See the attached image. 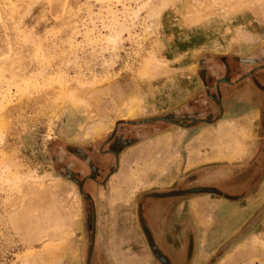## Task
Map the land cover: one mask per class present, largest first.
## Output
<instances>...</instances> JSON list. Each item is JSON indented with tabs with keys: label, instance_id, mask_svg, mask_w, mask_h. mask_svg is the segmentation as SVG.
<instances>
[{
	"label": "rangeland",
	"instance_id": "374dc122",
	"mask_svg": "<svg viewBox=\"0 0 264 264\" xmlns=\"http://www.w3.org/2000/svg\"><path fill=\"white\" fill-rule=\"evenodd\" d=\"M263 48L264 0H0V264H84V200L58 160L183 104L208 56ZM249 127L177 135L179 145L153 134L122 150L94 194L106 263L154 264L133 196L189 166L242 158ZM238 203L225 231L220 207L192 202L205 220L193 264H264V181Z\"/></svg>",
	"mask_w": 264,
	"mask_h": 264
},
{
	"label": "flooded vegetation",
	"instance_id": "af4514ba",
	"mask_svg": "<svg viewBox=\"0 0 264 264\" xmlns=\"http://www.w3.org/2000/svg\"><path fill=\"white\" fill-rule=\"evenodd\" d=\"M200 89L168 114L122 122L106 140L57 162V171L74 181L84 200L86 237L84 264H107L93 232L95 188L116 171L122 150L170 128L196 131L227 112L259 106L257 137L249 156L232 165L198 168L168 190L138 196V223L154 264H193L198 223L190 209L192 198L213 194L231 200L251 195L264 179V48L250 56H208L197 69Z\"/></svg>",
	"mask_w": 264,
	"mask_h": 264
},
{
	"label": "crops",
	"instance_id": "0c3cea01",
	"mask_svg": "<svg viewBox=\"0 0 264 264\" xmlns=\"http://www.w3.org/2000/svg\"><path fill=\"white\" fill-rule=\"evenodd\" d=\"M258 110H259V106L250 105L249 107H247V109H244L240 112H227L220 119H218L215 123L209 124V125H203L202 127H200L198 129L199 131L198 130L191 131V130H188L187 128H170L168 130H164L161 132H155V136L157 135V138H158V136L167 137V135H169V138H166V139H169V140L171 139V141H173L176 144L177 135L184 134L185 136H191L193 134H195V135H197V134H208V133H213L214 131H217V130H219V131H217V133H219V132L225 133V130H226L225 125L228 124L229 122H232V123L242 122L246 125H250V127H249L250 128V134L252 136H251V138H249L250 142H249L248 146H246V149L248 150V152H246V154H244V156L242 158H239L238 160H234L230 163L221 159V160H211L208 162H202V163H199V164H196L193 166H189L188 168H186L183 171V174H181L180 176H176L173 180H171V182H169L167 184H152V185L144 187V188L142 187L139 190V192L133 196L134 203L137 204L138 196L145 193V192H149V191H153V190H168V189L173 188L181 178H183L184 176H186L187 174H189L190 172H192L198 168L209 167V166H214V165H217V166L226 165V164L232 165L235 162H240V161L245 160L249 156L251 151L254 149V146L257 142V140H256L257 127L260 124L259 117H258ZM147 140H150L149 137L144 141H147ZM144 141H141V142H139L133 146H130V148L134 147V146H140V144H143ZM177 145H179L178 142H177ZM116 171H117V169H116ZM116 171L114 173H116ZM109 179L106 181V183H105L106 185L109 182ZM263 181H264V179H263ZM100 186L101 185L96 186L95 190H97L98 187H100ZM230 200L231 199H227L225 197H221V196H217V195H213V194H204V195L196 196V197L191 199L190 209H191V211L193 210V207H192L193 201L195 203L201 202V203L212 204V206L215 207L214 209L220 207L219 208V210L221 211L220 214L223 215V217H224L223 218V225H224L225 231H227L228 229L230 230L233 227V224L235 223V219L237 217H239L240 214L242 213V209H241L240 204L238 203L239 206H237L236 208H233L234 207L233 204H234L235 200H233V202H230ZM230 203H233V204L231 205ZM227 209L230 212L226 216L225 214H226ZM231 210H232V213H231ZM195 216H196L197 221H199V220L201 222L205 221L199 212H197V214ZM238 219H237V221H240V219L239 220ZM139 228L141 229L140 224H139ZM141 231H142V229H141ZM143 236L145 238L144 240L147 242L144 233H143ZM149 250H150V248H149Z\"/></svg>",
	"mask_w": 264,
	"mask_h": 264
}]
</instances>
